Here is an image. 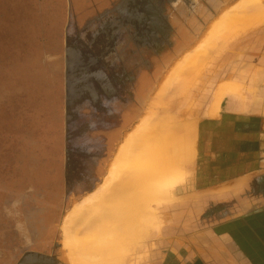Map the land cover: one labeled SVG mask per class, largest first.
I'll use <instances>...</instances> for the list:
<instances>
[{"label": "rangeland", "instance_id": "obj_1", "mask_svg": "<svg viewBox=\"0 0 264 264\" xmlns=\"http://www.w3.org/2000/svg\"><path fill=\"white\" fill-rule=\"evenodd\" d=\"M130 1L123 13H132L130 4L138 0ZM203 1L210 11H202L198 21L190 20L187 33L175 35L173 43L150 46L161 55L173 53L188 37L164 64L163 72L137 88L128 82L127 66L119 56L122 52L132 57L138 53L137 45L131 42L123 51L111 39L105 49H90L85 42L89 23L96 26V18L104 12L94 8L93 0H0V87L7 84L12 90L8 98L0 92V113L11 110L9 115L0 114V247L18 244L12 232L22 224L21 216L29 215L26 222L44 232V248L66 264L64 216L75 203L98 191L125 133L152 110L167 113L173 126L183 127L177 137L183 148L176 161L182 174L153 194L154 215L139 228L134 244L123 250L124 264H264L263 212L255 210L254 218L248 210L238 214L240 207L235 208L236 200L227 192L217 193L220 187L216 188L219 197L215 198L213 188L202 187L200 172L212 177L217 171L208 165L211 156H203L197 146L201 131L212 133L217 128L216 146L224 149L230 123L218 124L212 116L230 115L223 110L237 106L235 111L241 113L234 115L232 134L238 136L239 153L259 149L264 119V18L231 37L219 53H210L180 87L164 96L173 63L197 44L224 8L240 0ZM120 12L119 7L110 11L102 22L107 35L120 29ZM128 30L133 32L116 33L113 40L121 42L138 33L136 24ZM18 92L23 100H28L27 95L30 99L22 144V137L10 127L22 112L20 96L14 97ZM162 101L164 105L152 106ZM216 103L219 110L213 112ZM250 113L256 115H246ZM190 164L197 170H190ZM218 181L210 180L209 186ZM3 264L11 262L5 259Z\"/></svg>", "mask_w": 264, "mask_h": 264}, {"label": "bare ground", "instance_id": "obj_2", "mask_svg": "<svg viewBox=\"0 0 264 264\" xmlns=\"http://www.w3.org/2000/svg\"><path fill=\"white\" fill-rule=\"evenodd\" d=\"M263 18L264 0H240L224 8L197 44L173 63L164 96L180 87L210 53H219L234 36ZM182 128L173 126L167 113L151 110L125 133L104 183L64 216L62 259L66 264H124L123 250L134 244L139 228L154 215L153 194L182 174L176 162L183 148L177 143Z\"/></svg>", "mask_w": 264, "mask_h": 264}, {"label": "flooded vegetation", "instance_id": "obj_3", "mask_svg": "<svg viewBox=\"0 0 264 264\" xmlns=\"http://www.w3.org/2000/svg\"><path fill=\"white\" fill-rule=\"evenodd\" d=\"M93 1L92 5L94 8L96 10L101 9L104 12L96 18V26H94L93 22L89 23L83 37L85 42L90 49L92 47L99 48V46L105 49L104 45L111 39V42L116 43L117 48L123 47V51H127L131 42L137 45L138 53L132 54L130 52L133 58L130 57L131 55H128L129 53L124 55L125 53L123 52L124 54L122 55V52H120L121 55L119 54L120 57L124 58V65L127 66L125 71L130 76L128 82L132 86H137V88L143 86L144 82L152 76L161 74L164 64L173 58L172 56L185 44L188 37L183 39V44L174 49L173 53L166 52L164 55H161L157 51L153 52L150 50L152 48L150 46L154 44V47H157L159 44L165 42L173 43L175 35L180 36L183 33H187L190 20L194 21L193 19H197L198 21V16L202 11H210V7L203 0H138L130 4L132 13H123V10L127 9V1L130 0ZM118 7L121 10V14L118 13V19L122 23L119 27L120 29L115 32L121 35L133 32L129 31L128 28L135 26V24L137 28L136 32H138L136 35H130L129 39L125 36L126 40L124 38L121 41L122 43L113 40L116 33H112L111 36L104 33V24L102 23L108 20L106 17L111 15L109 12L116 10ZM114 25L112 26L115 27ZM80 35L82 36V34ZM102 52L104 53V51ZM118 81L121 82L120 80ZM93 86L95 85L93 84ZM21 217L23 218L22 224H18L12 232L19 239L18 244L12 247H8V245L0 247V264H3L5 259L10 261L11 264H62L57 257H54V255L44 248L45 243H42L43 236H41L44 232H39L40 230L36 227L32 228L29 222H26L25 219L31 217L29 215Z\"/></svg>", "mask_w": 264, "mask_h": 264}, {"label": "crops", "instance_id": "obj_4", "mask_svg": "<svg viewBox=\"0 0 264 264\" xmlns=\"http://www.w3.org/2000/svg\"><path fill=\"white\" fill-rule=\"evenodd\" d=\"M231 107L233 109L230 108L223 110V112L230 115L222 116L221 113L218 116H212V119H218V124H225L228 122L230 123L228 130L230 136L228 137L227 141L225 140L226 143L224 149H219L216 146V135L219 133L217 132V128H215V132L212 133H210V130L206 129L199 133L200 137H198L197 142L198 149H200L203 156H211L213 162L209 163L208 165L209 167H216L215 170L217 172L214 171L215 173L212 177H210V175H208L209 173H206L205 171L200 172L198 181L202 187L207 186L208 188H213L215 198L219 197L216 196V188L220 187L219 190L217 189V193L227 192L229 194V198L236 200L237 207L235 208L240 207V210L236 213H244V211L248 210L250 211V215H253L252 218H254L255 210L261 209L263 212L262 216L264 217V119H262L263 121L261 127H259L261 135V139L258 138L260 140L259 149L247 148L245 149V154H240L237 142L238 136L237 134H232V123L237 122V119L234 115H237L236 113L241 112L235 111L237 106ZM218 110L219 109L217 106V111ZM246 115H252L254 117L256 114L250 113ZM251 119L252 118H249L248 121ZM195 145L196 142L194 147ZM257 152L258 159H255V154ZM193 166L194 164H190V170L191 168H194L193 170H197V167ZM206 167L207 165L205 167L200 166L199 171L204 170ZM213 179L214 181H219L214 183L213 186H209V181H212ZM222 180L224 181L221 182ZM206 188L203 190L205 191ZM210 195L213 196V194ZM210 195H208V197H210ZM203 197L207 196L203 195Z\"/></svg>", "mask_w": 264, "mask_h": 264}, {"label": "trees", "instance_id": "obj_5", "mask_svg": "<svg viewBox=\"0 0 264 264\" xmlns=\"http://www.w3.org/2000/svg\"><path fill=\"white\" fill-rule=\"evenodd\" d=\"M10 88V85H7V84H5V85H1V87H0V92H5V94L4 95H7L6 97L8 98V97H12V90H10L9 89ZM27 95V94H26ZM18 96H20V99H21V103H22V112H21V114H20V112H19V118H18V120H20V118H21V120L22 121H20V124H18V120H17V122H15V121H11V123H10V127H11V129L13 130V132H16L17 133V135L16 136H19V137H22V140H20V144H22V143H24V140L23 139H25L26 137H24L23 136V134H24V132H22L23 131V128H24V124H23V121H24V119L26 118V111H25V109H26V104L29 102V98H28V96L29 95H27L26 96V99H28V100H23V95L20 93V92H18V95L17 96H14V97H18ZM33 102L35 101V99L32 97V99H31ZM1 101H2V103L1 104H3L4 102H3V100L1 99ZM35 103V102H34ZM8 104V103H7ZM16 104H19L18 102L16 103ZM35 104H37V103H35ZM37 106H38V104H37ZM20 109L18 108V111H19ZM2 112H4L6 115H9L10 113H11V110H3ZM1 112V113H2ZM0 113V114H1ZM16 118V117H15ZM14 118V119H15ZM13 119V120H14ZM1 137V136H0ZM12 141H14V140H11V142Z\"/></svg>", "mask_w": 264, "mask_h": 264}]
</instances>
